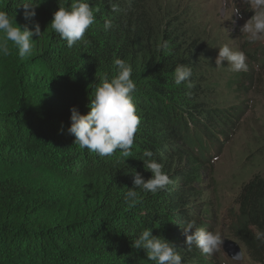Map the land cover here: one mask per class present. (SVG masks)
Segmentation results:
<instances>
[{"label": "trees", "instance_id": "trees-1", "mask_svg": "<svg viewBox=\"0 0 264 264\" xmlns=\"http://www.w3.org/2000/svg\"><path fill=\"white\" fill-rule=\"evenodd\" d=\"M25 2L40 0H0V10L17 24L38 22L43 33L32 55L20 57L10 42V55L0 57V264H155L132 247L145 228L174 242L182 264H227L218 252L188 247L184 227L195 221L216 230L210 208L198 201L249 104L211 106L207 96L218 87L204 77L203 44L188 35L187 13L172 10L162 18L147 0H88L98 9L95 22L69 49L49 24L59 3L72 0H43L30 20L23 16ZM109 19L113 27L105 31ZM164 41L167 49L160 47ZM242 51L248 70L236 72L234 84L244 97L264 69V42L248 41ZM116 59L133 67L141 117L128 158L119 150L99 157L79 148L67 131L70 109L90 111L101 77L116 74ZM179 64L192 68L191 87L174 83ZM145 150L173 182L155 194L137 189L138 202L129 207L124 195L133 187L132 174L151 177ZM236 203L232 237L254 264H264V241L256 239L264 232L260 173L241 186Z\"/></svg>", "mask_w": 264, "mask_h": 264}, {"label": "clouds", "instance_id": "clouds-1", "mask_svg": "<svg viewBox=\"0 0 264 264\" xmlns=\"http://www.w3.org/2000/svg\"><path fill=\"white\" fill-rule=\"evenodd\" d=\"M43 3H22L25 20L35 17V9ZM249 5L254 15L248 19L241 28L242 33L247 34L250 43H256L264 39V0H249ZM117 8L114 5L113 11ZM95 9L88 0H72L69 5L59 3L58 10L53 13L50 22L51 29L66 41L69 49L82 42L86 31L95 22ZM235 14L239 15L240 11ZM104 30L113 27L112 21L105 20ZM39 23L32 28L28 25H19L14 15L0 10V56L10 55L9 43L18 49L20 57L32 55L36 41L42 36ZM37 37L33 39V37ZM168 41H164L160 47L167 49ZM218 55L215 59V68L225 67L223 62L227 61V68L231 72L247 71V56L244 51L234 48L230 43H224L218 47ZM116 74L109 76L107 73L101 77L100 83L96 85L94 96L91 98L90 111L81 114L76 106L70 109L71 125L68 133L75 137L74 143L81 149L97 154L99 157H110L118 150L123 158L132 156V146L135 135L141 123L137 107L134 104V94L137 91L136 83L132 79L133 67L124 59H116ZM192 68L179 64L174 70V83L179 86L187 82L191 87ZM142 160L151 177L144 176L135 170L133 176V187L127 188L124 201L129 207H133L139 199L140 193L137 189L153 194L164 190L173 181L163 171V164L154 158L151 150H145ZM131 174V173H130ZM194 230V231H193ZM185 243L188 247L193 244L204 254H212L223 244L224 238L221 233L214 230H206L196 225L195 221H189L184 227ZM256 239L264 241V232H257ZM134 249H143L147 258L155 264H182V256L177 251L179 247L174 242L168 241L163 236L153 235L150 228H145L133 239ZM241 253L233 255L234 259L240 258Z\"/></svg>", "mask_w": 264, "mask_h": 264}, {"label": "rangeland", "instance_id": "rangeland-1", "mask_svg": "<svg viewBox=\"0 0 264 264\" xmlns=\"http://www.w3.org/2000/svg\"><path fill=\"white\" fill-rule=\"evenodd\" d=\"M151 10L159 17H168L172 10L186 14L185 27L190 38L197 37L203 47L205 61L202 71L208 81L218 87L208 94L213 107H229L248 101L249 109L243 117L231 141L223 154L215 161V180L205 182V191L199 201L207 205L218 223L215 231L224 238L222 246L215 252L227 259V264H254L245 248L232 237L231 225L238 213L236 196L241 186L260 173L264 177V69L257 71V83L246 96L238 94L234 84L235 73L228 70L227 61L223 68H215L218 47L230 43L242 50L248 43L247 34L241 32L245 22L254 15L249 0H147ZM240 14H235L236 11ZM173 11V12H174ZM172 13V12H171ZM161 18V19H162ZM264 42L261 39L257 43ZM205 47V48H204ZM1 57V56H0ZM244 98V99H243ZM205 210V209H204ZM231 239L237 242L243 252V258H231L224 250V242Z\"/></svg>", "mask_w": 264, "mask_h": 264}, {"label": "water", "instance_id": "water-1", "mask_svg": "<svg viewBox=\"0 0 264 264\" xmlns=\"http://www.w3.org/2000/svg\"><path fill=\"white\" fill-rule=\"evenodd\" d=\"M224 250L233 259H234L233 255L235 253H237V252H240L241 253V256H240V258H238L236 260H241L243 258L242 248L234 240L226 239L225 242H224Z\"/></svg>", "mask_w": 264, "mask_h": 264}]
</instances>
